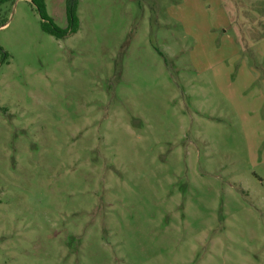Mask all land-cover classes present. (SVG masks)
Here are the masks:
<instances>
[{"label": "rangeland", "instance_id": "1", "mask_svg": "<svg viewBox=\"0 0 264 264\" xmlns=\"http://www.w3.org/2000/svg\"><path fill=\"white\" fill-rule=\"evenodd\" d=\"M76 15L0 0V264H264V0Z\"/></svg>", "mask_w": 264, "mask_h": 264}, {"label": "trees", "instance_id": "2", "mask_svg": "<svg viewBox=\"0 0 264 264\" xmlns=\"http://www.w3.org/2000/svg\"><path fill=\"white\" fill-rule=\"evenodd\" d=\"M37 4L41 18H42V29L57 37L64 38L70 33L77 31L79 25L78 17L76 15L77 0H68V17H69V26L66 28L59 27L48 15L46 10V4L44 0H33Z\"/></svg>", "mask_w": 264, "mask_h": 264}]
</instances>
